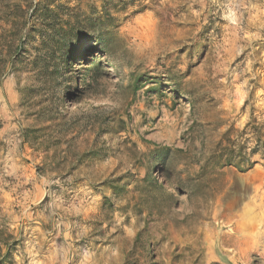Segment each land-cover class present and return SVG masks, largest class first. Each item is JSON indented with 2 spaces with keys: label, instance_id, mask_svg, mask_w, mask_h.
I'll use <instances>...</instances> for the list:
<instances>
[{
  "label": "rangeland",
  "instance_id": "obj_1",
  "mask_svg": "<svg viewBox=\"0 0 264 264\" xmlns=\"http://www.w3.org/2000/svg\"><path fill=\"white\" fill-rule=\"evenodd\" d=\"M252 119L264 0H0V264H264Z\"/></svg>",
  "mask_w": 264,
  "mask_h": 264
},
{
  "label": "trees",
  "instance_id": "obj_2",
  "mask_svg": "<svg viewBox=\"0 0 264 264\" xmlns=\"http://www.w3.org/2000/svg\"><path fill=\"white\" fill-rule=\"evenodd\" d=\"M56 19L58 20V17ZM251 127L254 128L255 143L252 147H248L249 139H245L244 136ZM229 135L230 132H227L228 141L224 148L214 152V162L218 166L234 167L241 172L251 170L254 167L252 157L261 152L264 156V126L252 119L246 128L239 133L238 138L232 140ZM223 143L221 141L220 145ZM167 151L169 150L167 149Z\"/></svg>",
  "mask_w": 264,
  "mask_h": 264
}]
</instances>
